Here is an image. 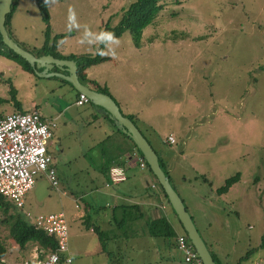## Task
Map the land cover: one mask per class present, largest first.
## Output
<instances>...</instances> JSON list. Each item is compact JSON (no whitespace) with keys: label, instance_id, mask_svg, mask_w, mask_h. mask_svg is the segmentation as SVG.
<instances>
[{"label":"rangeland","instance_id":"374dc122","mask_svg":"<svg viewBox=\"0 0 264 264\" xmlns=\"http://www.w3.org/2000/svg\"><path fill=\"white\" fill-rule=\"evenodd\" d=\"M132 1L50 0L46 4L48 44L59 35L56 52L60 56L95 55L98 31L106 23L115 26ZM161 3L137 48L124 33L103 47L102 56L109 60L90 67L87 75L96 76L98 87L111 95L122 113L125 107L131 114L137 112L135 126L164 168L174 163L179 180L171 176V187L201 239L219 264H235L247 249L259 245L264 233V0ZM45 27L34 0H17L7 31L19 47L36 54L45 41ZM74 97L60 78L23 71L15 61L0 56V116L15 112V107L22 111L36 107L42 118L54 123L64 150L63 154L49 151L59 192L44 179L41 198L46 196L39 213L57 208L60 191L70 196L93 187V175L84 168L98 162L100 148L85 159L72 154L77 134H69L61 120H54L57 109L74 104ZM79 111L86 113L89 108ZM79 122L76 133L83 124ZM91 132L86 128L84 134ZM169 137L173 144L166 142ZM236 173L239 182L217 196L214 190ZM3 219L7 216L0 213ZM172 222L177 225L175 219ZM9 227L8 221H0V242L6 249L2 262L21 264L27 253L9 239ZM177 232L182 233L179 225ZM69 245L72 250V239ZM33 247L29 244L27 249ZM165 254L159 252L160 264ZM81 258L82 262L72 264H89L92 257ZM141 261L132 252L121 263ZM240 264H264V248Z\"/></svg>","mask_w":264,"mask_h":264},{"label":"crops","instance_id":"0c3cea01","mask_svg":"<svg viewBox=\"0 0 264 264\" xmlns=\"http://www.w3.org/2000/svg\"><path fill=\"white\" fill-rule=\"evenodd\" d=\"M87 71L86 78L94 82L95 86H98L95 81L96 76L89 77ZM63 73L65 74V71ZM68 87L73 90L70 86ZM73 92L75 93L74 104H67L61 109H57L58 112L54 120H61L64 124L62 126L67 129L69 134H77V144L72 154H79L80 157L85 159L86 154H90L95 148H100L97 154H101V156L98 158V162H89L86 165L87 167L84 168L90 172V175H93V187L79 190L70 196L66 192L60 191L61 197L57 201V208H54L53 212H49L63 213L66 218L68 226L67 256L71 259V264L75 261L82 262V256L87 257V259L90 257L96 258H90L89 264H122L121 261L128 258V255H131L132 252H136V256L142 260L140 264H160L158 256L161 250L166 251L163 264H182L181 254L175 248L173 240L167 242L166 239L151 237L145 233L146 229L143 228L144 223L140 217L143 213L146 221L153 220L158 215L164 216L175 234H182L177 232L178 224L175 225L172 222L174 220L173 215L170 216L167 205L161 199L159 193L156 191L153 196L147 195V187L153 182L150 180L148 172L140 169L131 144L116 132V129L107 121L106 114L100 108L87 103L78 106L76 104V92L74 90ZM109 96L111 97V95ZM85 106L89 108V111L81 114L79 109ZM15 108V112L18 113L28 112L18 110V107ZM33 109L37 110L36 107L31 110ZM122 115L125 117L131 116L135 121L138 120L137 112L131 114L128 107H125ZM79 121L83 124L79 126L81 128L76 133L74 128L80 123ZM104 127L109 132L103 133ZM86 128L92 131L88 135L84 134ZM55 129V127L51 129L49 142L52 146H49L47 150L49 154L51 150L55 154H63L64 150L59 137H56ZM62 130L61 128L59 132H62ZM111 140L112 142L105 147L106 143ZM54 145H57L55 149ZM103 145L104 148H102ZM166 158L169 161L170 157ZM174 158L177 159L178 154H174ZM114 160H117L120 166H115ZM103 167L121 169L124 174V181L117 184L112 183L110 179L108 180L107 177L102 176ZM174 168V163H172L171 167L165 168V171L170 180L171 176L175 180H179L178 173H175ZM44 179V177L36 178L33 188L25 196V210L23 208V211L29 213V218H33L38 214H47L36 212L46 196L44 194L41 198ZM31 204L37 207L34 209ZM49 204L54 205V202ZM122 206H138V208L126 212L123 211ZM86 226H88V229H86ZM97 231L105 234V237L102 238L104 241L100 239ZM71 239L72 250L69 245ZM21 252L27 253L26 257L21 260L22 262L40 259L37 247Z\"/></svg>","mask_w":264,"mask_h":264},{"label":"trees","instance_id":"16d2710c","mask_svg":"<svg viewBox=\"0 0 264 264\" xmlns=\"http://www.w3.org/2000/svg\"><path fill=\"white\" fill-rule=\"evenodd\" d=\"M49 1L50 0H34L35 5H36L37 10H38V13L41 17V20L45 23L46 27L44 30L45 41L42 44V47L40 48V50L38 52H36V54H33V53H31V54L34 57L50 55L55 59L74 61L76 64V68H77L76 75H77L78 81L85 86H86L85 82H88L90 85V87L87 86L88 88H90L91 90H93L95 92L102 93V94L109 96V94L107 93L106 90L99 88L97 85L95 86L94 82L89 81L86 78V71L90 67H92L96 64L108 61L109 60L108 57L102 56L103 47L108 42L119 39L126 32L131 36V38L133 40V44L137 48L139 46V41H140L143 30L153 22L157 13L162 9V3L161 2L164 0H134V1H132L131 3L128 4L125 11L122 12V14L120 15V19L115 26L111 27V26H109L108 23H106L98 31V43H97V49H96L95 55H88V54L73 55L72 54L68 58L62 57L56 52V49H57V43L56 42L58 39L57 37H60L59 35L54 36L51 44H48V37L50 35V28L48 26L49 17H48V13H47L46 4ZM169 1H171L174 5H179L181 3V0H169ZM16 3H17V0H12L10 13L5 17L4 27H5L7 34H8L7 24L9 22V20L11 19V14L15 10ZM8 36H9V34H8ZM0 56H3L7 59L15 61L16 63H18V65L20 66V68L23 71H26V72H29L32 74L35 72V70L28 63H26L20 57L14 55L10 50H8L1 43V37H0ZM52 71L58 72L56 69H53ZM38 72H40V70ZM61 82H62V84L70 86L67 82H65L63 80H61ZM11 93H13L12 90H11ZM76 96L78 97V93H76ZM87 104L92 106V104H90V102H87ZM18 110H19V107H18ZM19 113H23V112H19ZM105 114H106L105 118L107 119V121L109 123H111L113 125V127L116 129V132L119 135H121L123 138H125L131 144V146L134 150L135 156L138 159V165H139V160L142 161L144 164V169L153 178V180H154L153 184L148 185V187H147V189H148L146 191L147 195L153 196V195H155V193L157 191L159 193V195L161 196V199L164 201V203L170 209V211L173 215V218L176 220L177 224L179 225L180 229L182 230L179 222L177 221L175 214L173 213L172 209L170 208V205L166 199L165 194L163 193L162 189L158 185L156 179L153 177V175L149 171V169H148L146 163L144 162L140 152L136 149V147L134 146V144L132 143V141L128 137H126L120 130H117V128L113 124V120L109 119V115L107 113H105ZM127 118L129 120H131L133 122V124L135 125L133 117L129 116ZM148 144H149V142H148ZM114 161H115L114 162L115 166H120L119 165L120 163H118L117 160H114ZM158 162H159L161 169L167 175L165 168H164L159 156H158ZM105 167H103L104 172H103L102 176L105 178L107 177V179L109 180L111 169H109V168L107 169ZM167 177H168V180L170 183L169 176L167 175ZM203 180L207 181L204 177H203ZM239 180H240V174L236 173L235 175L225 179L223 182V185L216 188L214 190V193L217 196L226 194L228 192L229 188L232 185H234L235 183L239 182ZM118 183H120V182H118ZM115 184H117V183H115ZM136 208H138V206H122L123 211H126V212L130 209H136ZM11 211H12V213H9ZM0 213L7 216V219H3L0 221H8L10 223V227L8 229V237L12 241V243L17 246V249L19 251H25L29 244L33 245V246L37 247V250L39 251L40 259H42L45 255H48V254L55 252L56 247H57V243H56L55 238L52 236H48L42 230L35 228L31 223H29L27 221V219L24 218V216L22 215V213L20 211H17L14 208L13 204L10 201H8L7 199H5L2 196H0ZM140 217L144 223L143 228L146 229V232L145 231L144 232L147 233L148 236L155 237V238H162V239H166V240H173L174 245H175V240L177 237H179V236L186 237L183 230H182V234L176 235L175 232L173 231L171 225L168 223L166 218L162 215H158L153 220L147 219L148 221L145 220L144 213ZM126 221H127V219H126ZM128 224H129V222H128ZM86 229H88V226H86ZM97 232H98V236L100 237V239L102 241H104L102 238H103V236L105 237V234H103L102 232H99V231H97ZM175 248H176V246H175ZM258 248H260V249L264 248V233L260 238L259 245L257 247H254V248L247 249L245 251L244 255L241 256L240 259L235 264H240L241 262L248 261L250 259L251 255ZM102 249H103V247H102ZM207 249H208V247H207ZM208 251L211 254V257L214 260V262L216 264H219L217 259L214 257V255L210 252L209 249H208ZM5 254H6V249L3 246V244L0 242V264H4L2 262V258L4 257ZM66 256H67V253H65L64 256H60L59 264H63V259Z\"/></svg>","mask_w":264,"mask_h":264},{"label":"built area","instance_id":"2783aa9c","mask_svg":"<svg viewBox=\"0 0 264 264\" xmlns=\"http://www.w3.org/2000/svg\"><path fill=\"white\" fill-rule=\"evenodd\" d=\"M87 102L83 95L78 94V106ZM54 127V123L42 118L34 109L0 118V196L10 201L35 228L54 237L57 243L54 253L21 264H59L60 256L67 253L68 226L63 213L38 214L29 218V213L23 211L25 196L33 188L36 178L44 177L49 186L59 192L52 157L47 150ZM166 142L172 144L174 140L169 137ZM139 167L144 169L140 160ZM110 180L112 183L123 181L122 170L112 168ZM175 246L181 254L182 264H201L186 237H177ZM63 264H71L70 258L64 257Z\"/></svg>","mask_w":264,"mask_h":264},{"label":"water","instance_id":"95a60500","mask_svg":"<svg viewBox=\"0 0 264 264\" xmlns=\"http://www.w3.org/2000/svg\"><path fill=\"white\" fill-rule=\"evenodd\" d=\"M12 0H0V37L1 43L10 50L14 55L20 57L28 63L36 74L40 77L55 76L67 82L73 90L83 95L90 104L100 108L104 113L109 115V119L113 120V124L126 137H128L136 149L140 152L149 171L156 179L158 185L166 196V199L175 214L183 232L186 235L191 247L195 251L201 264H216L211 257L205 243L201 239L197 229L195 228L191 217L186 211L183 202L171 187L168 177L161 169L158 156L153 151L148 142L131 120L122 115L116 103L108 95L95 92L78 81L76 75V64L74 61L55 59L50 55L34 57L31 53L19 47L7 34L4 23L5 17L10 13ZM56 69L58 72H52ZM40 70V72H38ZM43 71V72H42ZM65 71V74L63 73ZM42 72V73H41ZM51 72L52 74L47 75ZM40 73V74H39Z\"/></svg>","mask_w":264,"mask_h":264}]
</instances>
